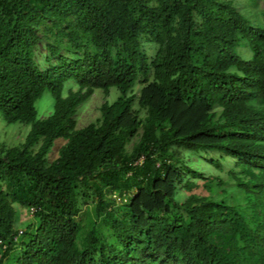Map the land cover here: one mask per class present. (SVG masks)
Returning a JSON list of instances; mask_svg holds the SVG:
<instances>
[{
  "label": "trees",
  "instance_id": "trees-1",
  "mask_svg": "<svg viewBox=\"0 0 264 264\" xmlns=\"http://www.w3.org/2000/svg\"><path fill=\"white\" fill-rule=\"evenodd\" d=\"M112 88L78 128L79 108ZM47 90L54 112L38 119ZM0 117L31 127L0 145V264H264V25L235 0H0ZM186 154L232 162L238 195L215 196L222 178ZM15 205L35 210L25 230Z\"/></svg>",
  "mask_w": 264,
  "mask_h": 264
},
{
  "label": "rangeland",
  "instance_id": "rangeland-1",
  "mask_svg": "<svg viewBox=\"0 0 264 264\" xmlns=\"http://www.w3.org/2000/svg\"><path fill=\"white\" fill-rule=\"evenodd\" d=\"M235 5L238 10L243 12L246 17H248L253 26L264 25V0H235ZM41 37L43 38L42 31ZM50 38V41H47L43 38V41L38 45L36 50V60L39 61L43 68H48L51 63L56 62L55 59H52L51 63L46 62V57L48 55L46 45L48 42H53L54 40L52 36H50ZM141 42L143 50L149 55V57L153 58L158 51V46L156 44L147 42L144 38ZM237 53L244 60H249L252 57V51L245 45L238 47ZM77 89L78 85L76 84V82L70 81L64 87L63 96L67 97L71 90ZM141 89L142 85L138 83L134 88V93L139 94ZM120 95L121 93L116 88H112L110 90V94L108 95H106L102 90H96L95 94L79 108L78 113L75 116L77 127L83 128L91 123L96 122L101 115L100 107L105 102H115L120 97ZM135 104V108H137L138 102H136ZM36 110L38 119L47 118L54 112V97L49 90L45 91L43 97L37 101ZM30 131L31 127L29 125H24L21 123L9 125L5 123V121L0 117V145H6L8 147L18 146L26 141ZM63 143L64 141L61 139L55 141L48 157L50 162H52L57 157L58 149ZM131 146L132 145H130V148ZM186 161L195 168H199L200 172L205 173L210 179L214 180L215 186L217 184V180H215V177L218 176L222 178L224 185L221 188H217V190H219V194L215 196L223 194L225 190L227 194H230V197L233 194L238 195V192L235 188L236 180L230 175V173L232 170L238 172L239 169L237 167L235 168L232 162H224L223 169H220L210 161H203V155L199 154H189L186 158ZM202 162L205 164H203ZM196 182L199 187L194 189L193 193L206 196L209 195V191L205 188V182L201 180H197ZM181 192L185 193V195H183L180 199L181 201H183L189 193L184 189H182ZM115 194H117L116 196H118V193ZM237 198H240V196ZM238 201L240 204L245 206L244 199L240 198ZM15 210L17 218L16 225L19 230H25V227L30 222H32V218H30L27 213L23 212L19 205H15ZM93 212V204H89L83 209V213H85L86 216L82 218V224L85 225L86 228L88 227L87 223H89L90 217L94 218Z\"/></svg>",
  "mask_w": 264,
  "mask_h": 264
},
{
  "label": "built area",
  "instance_id": "built-area-1",
  "mask_svg": "<svg viewBox=\"0 0 264 264\" xmlns=\"http://www.w3.org/2000/svg\"><path fill=\"white\" fill-rule=\"evenodd\" d=\"M35 213V210L34 209H32L30 212H28L27 214L29 215V216H32L33 214ZM21 233V232H20ZM4 249H6V246L4 247Z\"/></svg>",
  "mask_w": 264,
  "mask_h": 264
}]
</instances>
